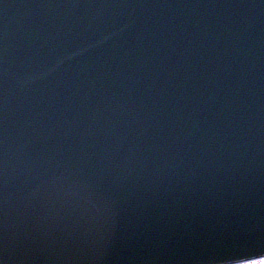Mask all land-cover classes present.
Returning <instances> with one entry per match:
<instances>
[{"label": "water", "instance_id": "95a60500", "mask_svg": "<svg viewBox=\"0 0 264 264\" xmlns=\"http://www.w3.org/2000/svg\"><path fill=\"white\" fill-rule=\"evenodd\" d=\"M264 255V0H0V264Z\"/></svg>", "mask_w": 264, "mask_h": 264}, {"label": "snow or ice", "instance_id": "6c2138e0", "mask_svg": "<svg viewBox=\"0 0 264 264\" xmlns=\"http://www.w3.org/2000/svg\"><path fill=\"white\" fill-rule=\"evenodd\" d=\"M246 262V264H257V260H259V264H264V257H242L240 258Z\"/></svg>", "mask_w": 264, "mask_h": 264}, {"label": "flooded vegetation", "instance_id": "af4514ba", "mask_svg": "<svg viewBox=\"0 0 264 264\" xmlns=\"http://www.w3.org/2000/svg\"><path fill=\"white\" fill-rule=\"evenodd\" d=\"M264 257V256H262ZM234 264H246V262L234 263ZM257 264H259V260H257Z\"/></svg>", "mask_w": 264, "mask_h": 264}]
</instances>
